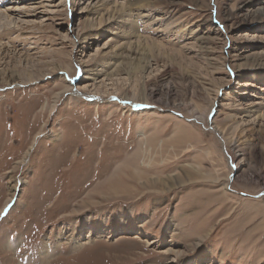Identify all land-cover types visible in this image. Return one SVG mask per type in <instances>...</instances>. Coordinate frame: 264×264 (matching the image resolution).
Masks as SVG:
<instances>
[{
    "label": "rangeland",
    "instance_id": "rangeland-1",
    "mask_svg": "<svg viewBox=\"0 0 264 264\" xmlns=\"http://www.w3.org/2000/svg\"><path fill=\"white\" fill-rule=\"evenodd\" d=\"M39 1L1 7L0 264H264V0H149L122 47L134 0Z\"/></svg>",
    "mask_w": 264,
    "mask_h": 264
},
{
    "label": "bare ground",
    "instance_id": "bare-ground-1",
    "mask_svg": "<svg viewBox=\"0 0 264 264\" xmlns=\"http://www.w3.org/2000/svg\"><path fill=\"white\" fill-rule=\"evenodd\" d=\"M38 1V2H37ZM77 1V0H76ZM23 2H29V4H42L41 2H44V1H39V0H0V23L4 20V19H8V18H10L11 17V14H4V13H6V12H17V11H19L18 9H13V8H8V9H6V11H2L1 10V7H3V6H5V5H11V4H18V3H23ZM102 2V1H101ZM109 2V0H104L103 1V3L96 9V12H101V11H103L105 8H107L106 7V4ZM76 3V2H75ZM115 3V2H114ZM147 3H150V1L149 0H134L133 2H130L129 4H124V5H119L118 4V2H116V6H118L119 7V9L121 8V16H120V18H121V22L125 25V26H130V29H128V31H125V32H123V34H122V37H123V39H124V43L123 44H121V47L122 46H127V45H129L131 42V40L132 39H134V38H136V37H140V38H142L143 36L142 35H140V33L138 34V29H137V22H135V20H133V19H131L130 17H132L133 15V11H134V9H140V10H142L143 8H145L146 6H147ZM77 4V3H76ZM110 4V3H109ZM114 5V4H113ZM114 5V6H115ZM53 7H56V5H52ZM38 7H34V8H32L31 10L32 11H35L36 9H37ZM109 8V7H108ZM116 8V7H115ZM129 8V10H127ZM118 9V10H119ZM131 9V10H130ZM30 10V11H31ZM114 11V10H113ZM4 12V13H3ZM108 14L110 13L109 11H106ZM116 12V11H115ZM23 13V12H22ZM98 13V14H99ZM97 14V13H96ZM103 14V13H102ZM110 14H112V12L110 13ZM114 14V13H113ZM112 14V15H113ZM119 14V13H118ZM117 14V15H118ZM103 16H105V15H103ZM107 16H109V15H107ZM111 16V15H110ZM114 16V15H113ZM102 17V16H101ZM112 17V16H111ZM117 17V16H116ZM119 17V16H118ZM145 17L147 18L148 17V15H145ZM114 19H116V18H114ZM117 20V19H116ZM111 21H114V20H109V21H107V23H111ZM9 22V21H8ZM7 22V23H8ZM103 22V21H102ZM6 23V24H7ZM25 23V22H24ZM26 24V23H25ZM24 24V25H25ZM5 26H8V24L7 25H5ZM27 26H29V24L27 25ZM31 26V25H30ZM128 28V27H127ZM16 29H18V28H16ZM15 29V27H13L11 30L10 29H8V30H10V31H14V30H16ZM124 31V30H123ZM200 39V38H199ZM198 39V40H199ZM16 42H18V41H16ZM20 42V41H19ZM122 54L123 53H118L117 55H116V57L117 58H120L121 56H122ZM90 69V68H89ZM87 70V72L88 73H90V75H91V73H93V72H95V71H98V68H94V69H90V70ZM101 71V70H100ZM100 82H102V81H98L97 83H100ZM146 95V94H145ZM156 93H155V90H152L150 93H148V95H146V96H143V97H140L139 98V100H138V102H140V103H146V104H148V100H149V98L150 99H155L156 98ZM258 104H260V103H255L254 105H258ZM166 105H168V104H166ZM145 106V105H144ZM195 115H197V114H195ZM196 119L198 120V121H200V122H204L205 121V119H207V116H206V118H205V116L204 115H200L199 117H196ZM216 131V130H215ZM220 135V134H219ZM231 147H232V149H236V148H239L240 146L238 145V142H237V140H234L233 142H232V144H231ZM243 160V159H242ZM241 160V161H242ZM84 244H86V243H84ZM45 254H46V256L48 257V254H49V250L47 249V250H45ZM24 259V258H23Z\"/></svg>",
    "mask_w": 264,
    "mask_h": 264
}]
</instances>
